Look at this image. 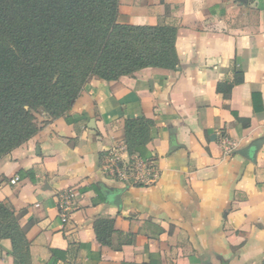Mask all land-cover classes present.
Returning a JSON list of instances; mask_svg holds the SVG:
<instances>
[{"label": "crops", "instance_id": "crops-1", "mask_svg": "<svg viewBox=\"0 0 264 264\" xmlns=\"http://www.w3.org/2000/svg\"><path fill=\"white\" fill-rule=\"evenodd\" d=\"M118 21L176 28L179 67L90 80L66 115L38 116L39 132L0 160V201L22 213L31 264H264V111L252 107L259 93L264 109V0H118ZM235 57L244 81L225 101L216 87L232 81ZM142 117L154 122L145 148L159 178L118 183L102 163L113 149L129 157L125 120ZM257 140L255 162L234 154ZM65 190L77 200L63 224ZM104 220L108 246L95 234ZM0 245V264H13Z\"/></svg>", "mask_w": 264, "mask_h": 264}, {"label": "trees", "instance_id": "trees-1", "mask_svg": "<svg viewBox=\"0 0 264 264\" xmlns=\"http://www.w3.org/2000/svg\"><path fill=\"white\" fill-rule=\"evenodd\" d=\"M176 36L170 26L119 23L118 0H0V160L39 132L38 116L46 125L66 115L90 80L116 81L147 68L176 70ZM230 69L232 81L216 87L225 101L244 81L237 57ZM252 107L255 115H263L259 93H252ZM238 121L248 126L249 121ZM153 126L143 117L125 120L129 157L152 161L145 146ZM205 137L217 139L209 132ZM21 215L0 201V244L10 242L13 264H31ZM100 223L96 239L108 246L113 221Z\"/></svg>", "mask_w": 264, "mask_h": 264}, {"label": "built area", "instance_id": "built-area-1", "mask_svg": "<svg viewBox=\"0 0 264 264\" xmlns=\"http://www.w3.org/2000/svg\"><path fill=\"white\" fill-rule=\"evenodd\" d=\"M224 141V140H223ZM225 152L229 154L231 147L224 142ZM124 149H113L107 153L102 163V171L108 177L122 184H147L154 183L159 178V172L153 161H144L133 155L125 159ZM16 177L10 180L11 184L18 183ZM77 195L73 190H65L58 196L57 207L61 222L66 224L70 214L75 210Z\"/></svg>", "mask_w": 264, "mask_h": 264}, {"label": "water", "instance_id": "water-1", "mask_svg": "<svg viewBox=\"0 0 264 264\" xmlns=\"http://www.w3.org/2000/svg\"><path fill=\"white\" fill-rule=\"evenodd\" d=\"M262 143L263 142L261 140H257L252 144H250L249 146H247L246 148L236 150L234 154L239 155L240 157L246 160H251L252 162H255L256 154L260 149Z\"/></svg>", "mask_w": 264, "mask_h": 264}]
</instances>
